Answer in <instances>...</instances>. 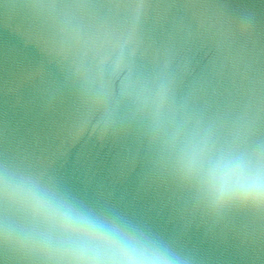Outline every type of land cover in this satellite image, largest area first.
Segmentation results:
<instances>
[{
  "label": "water",
  "instance_id": "water-1",
  "mask_svg": "<svg viewBox=\"0 0 264 264\" xmlns=\"http://www.w3.org/2000/svg\"><path fill=\"white\" fill-rule=\"evenodd\" d=\"M71 25L122 50L135 86L167 89L170 130L264 153V0H0V171L136 223L182 264H264V209H210L148 118L92 103L57 45Z\"/></svg>",
  "mask_w": 264,
  "mask_h": 264
},
{
  "label": "clouds",
  "instance_id": "clouds-1",
  "mask_svg": "<svg viewBox=\"0 0 264 264\" xmlns=\"http://www.w3.org/2000/svg\"><path fill=\"white\" fill-rule=\"evenodd\" d=\"M57 45L77 64L92 103L125 100L151 121L158 138H170L178 177L195 187L210 209H264V153L221 148L195 131L170 130L167 89L135 86L122 50L103 33L62 27ZM0 249L23 264H182L167 243L136 223L7 169L0 171Z\"/></svg>",
  "mask_w": 264,
  "mask_h": 264
}]
</instances>
